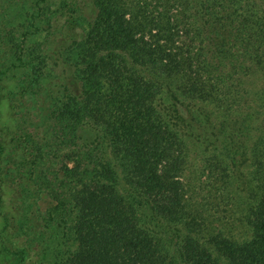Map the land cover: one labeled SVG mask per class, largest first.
Segmentation results:
<instances>
[{
  "label": "trees",
  "instance_id": "16d2710c",
  "mask_svg": "<svg viewBox=\"0 0 264 264\" xmlns=\"http://www.w3.org/2000/svg\"><path fill=\"white\" fill-rule=\"evenodd\" d=\"M61 2L68 7V1ZM95 11L81 42L85 69L81 86L75 84L83 96L81 108L68 103L62 119L86 118L99 133L98 145L108 144L110 161H98L92 177L62 203L66 242H71L62 264H264V0H97ZM29 34L22 33L21 43L0 63V89L5 80L17 81L7 91L14 110L28 96L46 91L44 76L28 70ZM17 68H23L19 75ZM247 77L257 78L254 91ZM166 89L221 113L251 119L248 110L255 107L260 116L252 146L248 139L247 146L232 139L202 159V172L214 178V187H234L228 160L250 148L247 187L254 188L231 194L241 208L244 237L202 230L207 217L188 190V144L160 108ZM228 130L224 126L222 132ZM41 156L25 155L19 166L36 170ZM145 205L165 231L182 226L187 234L170 242L145 226ZM5 223L10 224L7 217ZM15 242L0 247V258L24 264L26 248Z\"/></svg>",
  "mask_w": 264,
  "mask_h": 264
},
{
  "label": "rangeland",
  "instance_id": "374dc122",
  "mask_svg": "<svg viewBox=\"0 0 264 264\" xmlns=\"http://www.w3.org/2000/svg\"><path fill=\"white\" fill-rule=\"evenodd\" d=\"M61 1L0 0V63L9 56L13 44L21 43L22 33L29 31L25 44L28 70L41 73L46 87L40 95L28 96L16 110L10 106L7 91L15 89L17 81L5 80L0 89V144L4 148L0 152V247L16 239L27 251L24 264H62V257H67L69 251L66 243H71L66 242L62 203L92 177L89 175L98 161H110L108 144L98 145L99 133L86 118L69 122L62 119L68 103L72 108H81L79 87L85 69L81 42L86 25L95 18L97 0H65L66 8H62ZM22 71L17 68L16 73ZM245 79L249 89L259 87L257 78ZM159 104L188 144L186 176L192 185L188 190L207 223H214L212 228L205 223L202 230L244 237L246 230L239 222L241 208L231 194L235 190L238 196L254 188L247 187L251 168L246 163H251L253 155L250 148L244 155L236 153L228 160L236 175L234 187H214V178L202 172V159L205 152L222 149L232 139L242 146H247L244 141L248 139L252 146L261 122L255 107L242 108H249L253 119L233 116L229 110L221 113L211 105L188 100L167 89ZM224 126L230 133L222 132ZM240 129L245 131L243 135L247 133L246 138ZM39 153L42 156L36 170L19 166L25 155L39 157ZM145 206L141 210L145 226L170 242L187 234L182 226L165 231L151 207ZM6 217L10 224L5 223ZM14 230L18 232L16 236ZM0 264L10 263L0 258Z\"/></svg>",
  "mask_w": 264,
  "mask_h": 264
}]
</instances>
